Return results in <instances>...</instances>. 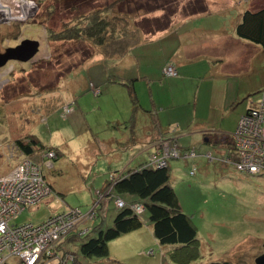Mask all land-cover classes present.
<instances>
[{
	"label": "rangeland",
	"instance_id": "1",
	"mask_svg": "<svg viewBox=\"0 0 264 264\" xmlns=\"http://www.w3.org/2000/svg\"><path fill=\"white\" fill-rule=\"evenodd\" d=\"M114 1L27 0L29 5L25 6L23 16H17L15 6H9L16 11L11 10L6 17L0 12V54L24 39L38 42L37 52L30 61L10 59L0 68V176L9 174L25 158L13 143L24 135L33 134L44 145L57 147L62 153L55 161L52 160L54 154L47 158L53 150L43 153L44 162L53 163L52 169L50 165L44 168L43 163L40 166L53 186L54 194L45 197L37 206L20 212L14 220L17 224H38L50 215L70 208H79L85 215L92 208L104 207L108 198H102L105 189L101 188L109 180V173L134 168L152 152L151 147L140 152L141 147L149 146L147 142L139 143L140 146L131 150L121 149L126 145L125 128L128 131L134 129L136 118L131 126L123 125L125 128L110 122L111 117L127 118L126 121L130 118L132 105L126 88L111 85L108 87L110 93L104 94L105 85L102 93H94L101 92L99 85L107 74L119 70L121 61L94 53V46L85 40L51 42L45 32V26L61 30V19L72 17L74 13L68 7L76 2L79 3L78 13H89ZM173 1L166 6L172 23L175 25L179 21L173 29V40L155 39L151 45H146L148 42L145 41L130 54L140 55L145 62H157L169 59L173 52V56L178 55L177 60L185 61L181 62L182 70L178 68L179 75L172 63H165L163 75H159L163 83L159 86L150 81L153 91L150 93L155 97L156 111L167 134L174 137L180 149H193L196 153L195 157L186 159L172 158L168 164L169 182L180 208L197 228L201 258L194 264L233 260L245 252L244 260L253 262L264 252V172L248 174L217 159L209 161L208 152L216 158L226 155L229 144L205 142L202 132L211 129L233 133L240 116L260 100V90L264 88V48L238 37L235 43L218 44L222 40L219 32L206 34L199 30L213 27L230 35L240 12L264 6V0H201L206 12L194 16L184 15L189 11L184 7L190 4L196 8L197 0ZM122 2L106 11L128 14L133 26L136 21L149 20L148 26L143 28L145 33L140 35L142 40L162 32L151 30L153 19L165 14L164 10L157 9L165 5V0ZM49 4L54 7L51 14H48ZM66 25L71 26L70 23ZM15 26H21L18 36L6 37ZM203 38L215 42L214 47L200 50ZM191 44L197 47L196 51L184 55L186 46ZM217 54L226 59L224 73L227 80L212 78L208 73V64L212 63L208 57ZM89 55L90 58H86ZM167 68L172 72L166 71ZM146 69L144 72L150 77L156 75V69ZM167 80L172 81L167 83ZM135 83L140 103L148 108L151 103L148 82L143 79ZM69 107L70 111H67ZM142 115L140 113L141 121L145 118ZM193 167L194 174H191ZM96 190L103 194L98 196ZM123 197L127 198L126 195ZM108 213L104 227L111 225L116 214L112 202ZM143 218L146 223L140 231L142 240L134 239L135 233L122 234L108 242L106 258L79 254L81 239L72 242L67 240L68 236L61 245L77 253L75 264H161L163 248L153 237L147 215ZM88 220L91 224L93 219ZM89 230L91 232L92 227ZM150 249L155 250L153 255L146 254ZM66 254L62 264H73V253Z\"/></svg>",
	"mask_w": 264,
	"mask_h": 264
},
{
	"label": "trees",
	"instance_id": "2",
	"mask_svg": "<svg viewBox=\"0 0 264 264\" xmlns=\"http://www.w3.org/2000/svg\"><path fill=\"white\" fill-rule=\"evenodd\" d=\"M122 1L125 2L126 0H116L111 4L109 3L108 6L106 5L101 8L102 10L98 8L96 12L89 13H78L76 10L79 8V3L77 2L70 5L68 9H72L70 12L74 14L69 20H66V17L61 19L63 23L61 30L55 31V28L52 26H45L48 40L51 42L59 40H85V42L94 46V53L108 59H119L127 55L133 47L137 46L142 41L140 35L145 33L143 28L147 27L150 22H147L149 20L143 23L136 21V24L133 26L128 19V14H121L120 12H118V14H109L110 11H106V9L110 10L115 5H119ZM165 1V5L157 7V9L160 8L159 10H164L165 14L161 15L159 18L153 19L154 28L155 26H157V28H153L151 30L152 32L163 31L172 23L171 16L167 12V7H169L170 2L174 1ZM49 6L51 9L48 14H51L53 13L54 7L52 4H49ZM196 6L197 7L194 8L193 5L189 4L188 7H184L186 10H189L185 11L186 13H184V15L206 12V7L201 0L196 1ZM177 9L178 7L173 11V15L176 13ZM67 23H70L71 26L66 25ZM20 27L21 26L16 27L13 32H8L5 36L16 38L19 34ZM234 34L240 39L252 42L264 48V6L257 9H244L234 27ZM90 56L91 55L86 58H90ZM106 81L109 83L115 82L126 87L132 105L131 116L128 120V123L131 125L134 123L135 114L139 107L132 79H122L115 75L108 74L106 76ZM154 125L162 130L161 126H158L157 123H154ZM130 131L134 132V129ZM231 134L224 136L213 135L209 138L208 142L215 144L221 142L226 145L231 144ZM132 135L134 134L131 133V138ZM13 143L23 156L39 164H42L45 160L43 155L44 152L53 150V161L57 160L58 156L60 157L62 155L57 147L44 145L33 134H27L21 138H16ZM146 160L139 163L134 168L109 174V180L101 188L106 189L108 186H111V191L106 195V199L108 198L109 204L112 202L115 207L114 200L116 198H121L125 205L116 209V214L114 215L111 225L107 227H95L93 224H88L89 221H87L83 228L92 227L91 232L89 230V232L82 236L72 234L67 238L68 241L72 242L81 239L78 245L79 254L89 257H108V242L122 234L141 228L146 223L143 218L144 214H146L147 222L151 226L153 237L160 247L163 248L161 264H194L201 258L199 241L197 239V228L192 223L190 217L181 210L176 194L169 182L170 165L162 168L153 167L146 165ZM52 168L53 163H51V169ZM43 174L52 192H54L55 190L47 180L44 171ZM99 192L101 193V191ZM123 195H126L127 198L125 199ZM129 197L131 200H128ZM133 204H140L143 207V212L141 214L136 213L132 208ZM100 208L104 209V207L100 205L96 207L94 211L98 213V210H101ZM57 249L62 251V254L65 255H67V252L73 253L72 263L75 264L77 262L76 252L68 248ZM154 253L155 250L153 249L152 254H146L153 255ZM245 256L246 252L233 260H214L198 264H255L254 260L253 262H249L248 260L245 261ZM49 262L51 263L53 261L49 260ZM11 263L10 261L6 262V264ZM17 264H20V262ZM41 264H45V262Z\"/></svg>",
	"mask_w": 264,
	"mask_h": 264
},
{
	"label": "built area",
	"instance_id": "3",
	"mask_svg": "<svg viewBox=\"0 0 264 264\" xmlns=\"http://www.w3.org/2000/svg\"><path fill=\"white\" fill-rule=\"evenodd\" d=\"M166 71L171 69L167 68ZM260 92V100L240 116L237 127L231 134L232 141L227 147V154L216 158L208 152L206 156L209 161L217 159L243 173L264 172V88ZM67 111H70V107ZM150 147L152 152L147 157L146 165L158 168L168 166L172 158L186 159L196 156L193 149H180L177 141L170 136L158 137ZM53 154L54 152L48 154L47 158L50 159ZM43 164L44 168L50 165L46 162ZM194 169L195 167L190 171L191 174H194ZM110 191L111 186H108L104 194L99 191L96 194H103V198ZM52 194L40 164L29 158H23L9 174L0 176V264L8 261L11 264H41L49 260L62 264L64 254L57 248H63V239L72 234L82 236L89 232L90 227L83 228L82 225L90 221L88 219L96 217V207L88 210L85 215L77 208H70L52 214L38 224L14 222L24 209L37 206ZM114 205L121 208L125 204L121 198H116ZM132 208L138 214L143 212L140 204H133ZM147 253L152 254L153 249Z\"/></svg>",
	"mask_w": 264,
	"mask_h": 264
},
{
	"label": "crops",
	"instance_id": "4",
	"mask_svg": "<svg viewBox=\"0 0 264 264\" xmlns=\"http://www.w3.org/2000/svg\"><path fill=\"white\" fill-rule=\"evenodd\" d=\"M240 13H242V12H240ZM240 15L237 18V22H238V20L240 18ZM196 16H198V15H196ZM237 22H236V24H237ZM176 24L174 25L173 23H171V25L167 29H165L162 32H159V34L158 33L155 34L154 37H151V38L149 37V38L143 39L137 46L133 47L127 53V55L119 58V60L122 63V66L119 68V70L116 73H114V74L109 73V74L115 75L117 77H120L122 79H132L135 91H136V87H135L136 83H135V81H140V80H143V79L146 80V82H148L147 86H149V96L151 98L150 99V101H151L150 106L148 108H145L140 103V97H139V95H138V93L136 91L139 107L137 108V111H136V117L135 118H136L137 122H136V125L134 123V132L128 131V129L125 128L128 125H130V123H128V121H126L127 118L119 119L118 117H111V121L110 122H115L116 124H118V126H121L119 128H125L127 130L126 131V133H127L126 145H123V147H121V149L131 150L135 146H140L139 143H143V142L144 143L145 142L149 143V146L141 147L140 152H143V151L147 150L151 146V144L158 137H160V136H170V135L167 134L166 130L161 126V120H160V117H159V115H158V113L156 111L157 102H155L154 95H153V97H151V93H150V92H153L152 88H151V85H150V81L159 83V86L162 85L163 82L161 81L159 75H163L162 74V67H164V64L165 63H172L175 66V69L177 71V75H179L178 68L181 71L182 70V66H181L182 63L181 62H185V61L177 60V58H178L177 56L178 55H174L173 56V52H172V57H169V59H167V60L163 59L162 61L158 60L157 62L146 60L147 62H145V61H143V59H142V57L140 55L139 56H135V55L130 54V52H132V50L135 49L136 47H140V45L143 44L145 41L148 42V43H145L146 45H151L150 43H154L153 40H155V39H158L159 41H162V42H168L170 40H173L171 37H172L173 33H175L173 31V29L176 27ZM235 25L233 23V25H232L233 27L231 29L230 35L227 34L226 31L223 30V29H214L213 27L201 28V30H199V31L201 33H206V34L219 32L220 35L222 36L221 37L222 40L218 44L227 43V42L235 43L236 42L235 40H236V37H237L234 34ZM237 41H239V40H237ZM190 42H192V40H190ZM217 42H218V39H217ZM193 43L198 44L196 41H193ZM213 43H215V42H212L211 39L209 41H207L205 38H203V41L200 42V44H201L200 50H203V49H205L207 47H209V48L214 47ZM196 49H197V47L195 45L193 46L192 44L190 46H186V50L184 52V55H190L193 52H195ZM210 58H213V59H210ZM191 60H194V59H191ZM208 60L212 61V63L208 64V67H207L209 69V70L207 69L208 73L211 74V77L212 78H216V79L223 78V79L227 80L228 76H225L226 74L224 73V70L226 69V61H225L226 59L223 58V57H219V55L217 54V56L208 57ZM116 62H115V64H116ZM130 68H131V70L129 71V73H127V71ZM143 68L144 69L148 68L146 70H150L151 68L156 69L157 71L154 72L156 75H152L151 74L152 77H150V75H148V73L144 72ZM141 72H143V73H141ZM154 76H157V77L153 78ZM163 77H167V76H163ZM170 81H172V80H169V81L167 80L166 82L169 83ZM105 85H107V86H105ZM111 85H120V84L115 83V82L109 83V82L106 81V78H105V81L99 85V88L101 90L100 93H102L103 86H105L104 88L106 89L105 90L106 92L104 94H109L110 92H108L109 91L108 87H112ZM120 86L124 87L123 85H120ZM126 91H127V89H126ZM211 102H212V100H211ZM75 104H77V101H75ZM140 113H143L142 116L145 117L143 119V121L139 120ZM154 123H157L158 126H161L162 130L157 128L154 125ZM155 127H156V129H155ZM204 129H205V127L202 128V131ZM131 133L134 134V135H132V138L130 137ZM202 134L204 136V141L208 142L209 138L212 137L213 135H223L224 136V135H230L231 133L228 134V132H224V131H216V130H211V129L208 130L207 129L204 132H202ZM172 138H174V137H172ZM145 140H148V141H145ZM134 157H135V155H134ZM111 174H112V172H111ZM129 199L131 200L130 197L128 198V200ZM114 208L117 209L116 207H114ZM100 209H102V208H100ZM108 210H109V201L107 203H105L104 209H102L100 211L98 210V213H97L96 217L93 218V220L91 221L92 223L90 225L93 224L95 227H98V226L104 227L105 226V221L108 219V216H109ZM82 226H84V225H82ZM143 226L141 228L137 229V230L129 232L131 234L135 233L134 237H133L134 239H138L139 241L142 240V232H140V231L143 228ZM142 245H145V243H143Z\"/></svg>",
	"mask_w": 264,
	"mask_h": 264
},
{
	"label": "water",
	"instance_id": "5",
	"mask_svg": "<svg viewBox=\"0 0 264 264\" xmlns=\"http://www.w3.org/2000/svg\"><path fill=\"white\" fill-rule=\"evenodd\" d=\"M38 48L36 40L24 39L20 44L14 48H9L4 54H0V68L10 59L20 61H30L35 56ZM248 110V108H247ZM255 264H264V252L260 253L254 258Z\"/></svg>",
	"mask_w": 264,
	"mask_h": 264
},
{
	"label": "bare ground",
	"instance_id": "6",
	"mask_svg": "<svg viewBox=\"0 0 264 264\" xmlns=\"http://www.w3.org/2000/svg\"><path fill=\"white\" fill-rule=\"evenodd\" d=\"M10 5H8V3ZM29 5V3L27 2V0H0V12L2 14L3 17H6L7 15L11 14V9L9 6L11 7H17V16H23L25 14V6ZM5 8H7V10H5ZM14 12L16 11L13 10Z\"/></svg>",
	"mask_w": 264,
	"mask_h": 264
}]
</instances>
